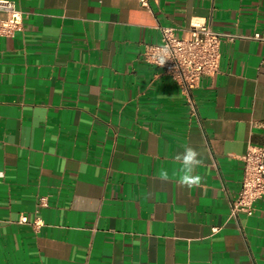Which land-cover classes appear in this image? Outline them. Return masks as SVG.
<instances>
[{
  "label": "crops",
  "instance_id": "obj_1",
  "mask_svg": "<svg viewBox=\"0 0 264 264\" xmlns=\"http://www.w3.org/2000/svg\"><path fill=\"white\" fill-rule=\"evenodd\" d=\"M13 1L25 27L0 33V264H264V197L231 217L243 156L264 147V0ZM194 22L239 37L186 93L141 53ZM185 144L199 187L177 182Z\"/></svg>",
  "mask_w": 264,
  "mask_h": 264
},
{
  "label": "built area",
  "instance_id": "obj_2",
  "mask_svg": "<svg viewBox=\"0 0 264 264\" xmlns=\"http://www.w3.org/2000/svg\"><path fill=\"white\" fill-rule=\"evenodd\" d=\"M142 7L151 8V0H137ZM0 11L6 14L1 21L0 33L4 36H15L24 30L25 14L13 0H0ZM191 37L182 38L175 27H161L162 38L160 43H145L142 50L144 60L171 75L189 93L197 86L204 76L216 75L220 70L221 47L224 41H234L238 35L219 32L209 24L194 22L190 27ZM255 38L264 40L261 34ZM167 60L160 66V59ZM244 173L241 189L231 200V217L240 213L252 216L256 210V203L264 197V147L250 146L243 156ZM41 206H46L42 200ZM21 223H27L28 218L22 216ZM34 227H41L35 220ZM219 228H214L216 233Z\"/></svg>",
  "mask_w": 264,
  "mask_h": 264
},
{
  "label": "clouds",
  "instance_id": "obj_3",
  "mask_svg": "<svg viewBox=\"0 0 264 264\" xmlns=\"http://www.w3.org/2000/svg\"><path fill=\"white\" fill-rule=\"evenodd\" d=\"M167 60L160 59V66H163ZM182 151L175 154L174 160L179 163L180 167L176 169L177 182L188 188L199 187L201 185L202 177L196 174V169L203 165L204 161L200 158V153L185 144L182 146ZM157 178L167 181L169 173L166 169L161 168L157 173Z\"/></svg>",
  "mask_w": 264,
  "mask_h": 264
}]
</instances>
